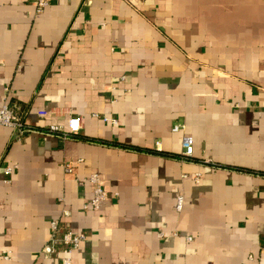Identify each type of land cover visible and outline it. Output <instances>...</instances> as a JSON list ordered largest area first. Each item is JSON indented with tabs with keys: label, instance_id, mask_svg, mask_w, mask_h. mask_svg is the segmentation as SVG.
Instances as JSON below:
<instances>
[{
	"label": "crops",
	"instance_id": "crops-1",
	"mask_svg": "<svg viewBox=\"0 0 264 264\" xmlns=\"http://www.w3.org/2000/svg\"><path fill=\"white\" fill-rule=\"evenodd\" d=\"M6 102L32 131L0 125V264H62L63 209L71 264H264V0H0Z\"/></svg>",
	"mask_w": 264,
	"mask_h": 264
},
{
	"label": "built area",
	"instance_id": "built-area-1",
	"mask_svg": "<svg viewBox=\"0 0 264 264\" xmlns=\"http://www.w3.org/2000/svg\"><path fill=\"white\" fill-rule=\"evenodd\" d=\"M35 8L37 14L42 13L50 4L51 0H25ZM20 108L16 105L9 103L3 104L0 109V125L10 128L17 132L20 136L32 131L30 126H27L22 117L19 115ZM104 122L115 125L117 122L108 117L101 118ZM182 128L181 125H175L171 128V132L176 133ZM49 129L50 133L58 134L61 138H68L70 134L77 133L79 131V118H72L66 121L63 128L57 126H51ZM181 156L182 160H188L193 155V140L189 136H184L181 139ZM80 162V161H79ZM13 168H5V174H10ZM64 172L71 174L73 169L70 164L63 165ZM93 186L92 197L87 204L83 205L84 211L97 212L103 202L108 198V193L102 188L101 179L97 174L89 175L86 180ZM194 181H198L195 177ZM184 198L183 196H177L175 201V209L180 212L183 208ZM70 217V212L67 209L61 211V217L59 219H53L49 223V234L46 242L41 249V255L45 259H52L57 256H62V264L72 263V253L77 250L82 242L85 241L86 237L83 233H73L70 228H62L61 223ZM188 241L191 238H187ZM10 252H3V258L8 259Z\"/></svg>",
	"mask_w": 264,
	"mask_h": 264
},
{
	"label": "trees",
	"instance_id": "trees-1",
	"mask_svg": "<svg viewBox=\"0 0 264 264\" xmlns=\"http://www.w3.org/2000/svg\"><path fill=\"white\" fill-rule=\"evenodd\" d=\"M38 131H49V129H47V130H41V129H38ZM77 133H74V134H70L69 136H68V138H72V137H74L75 135H76ZM100 143H103V141H99ZM118 146L119 147H123V148H126V149H132L131 147H129V146H127V145H121V144H118ZM156 153H158V152H156ZM160 154H162V155H165V156H169V157H177V155H174V154H167V153H160ZM180 157V159H182V156L180 155L179 156Z\"/></svg>",
	"mask_w": 264,
	"mask_h": 264
}]
</instances>
